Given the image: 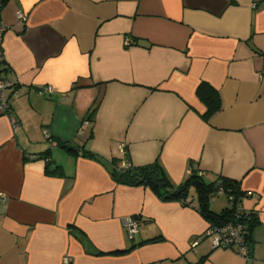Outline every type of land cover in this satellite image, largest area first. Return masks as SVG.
<instances>
[{
    "label": "crops",
    "instance_id": "1",
    "mask_svg": "<svg viewBox=\"0 0 264 264\" xmlns=\"http://www.w3.org/2000/svg\"><path fill=\"white\" fill-rule=\"evenodd\" d=\"M0 19L18 86L0 111V264H264V0H2ZM201 84L220 99L207 119ZM115 161L155 164L166 187ZM193 169L238 182L249 262L212 248L194 188L170 198Z\"/></svg>",
    "mask_w": 264,
    "mask_h": 264
},
{
    "label": "trees",
    "instance_id": "2",
    "mask_svg": "<svg viewBox=\"0 0 264 264\" xmlns=\"http://www.w3.org/2000/svg\"><path fill=\"white\" fill-rule=\"evenodd\" d=\"M197 95L200 101L206 106V113L204 114V118L207 119L209 116L213 115L220 109V99L218 94L210 88L206 84H201L198 87ZM89 119V118H88ZM67 150L72 151L73 148L66 146ZM35 159V158H34ZM115 165L118 163L114 162ZM114 165V171L122 172V175H129L130 177L135 178L133 184L134 185H147L151 186L154 190L158 192L164 190L166 187V180L159 172L158 167L155 164H152L147 167H143L134 172V169L129 167L126 170H116V166ZM194 188L196 195L198 206L200 208V212L204 215L206 219L210 221L211 226H222L228 222H240L242 223L246 230V242L247 247L249 245L250 233L252 229V222H255V219L251 212L244 211L241 209L239 204L240 198H242V194L239 190L238 182L229 180V179H220L211 184H206L202 180V175L197 170L193 169L189 178L186 182L179 187L174 193H171L170 198L181 200L188 195V188ZM165 194V193H164ZM164 194L162 196H164ZM216 195H222L227 197L229 201V206H227L223 211L219 214L212 213L208 210V204L211 197ZM165 197V196H164ZM239 205L243 216L239 217L235 221L234 210L235 206Z\"/></svg>",
    "mask_w": 264,
    "mask_h": 264
},
{
    "label": "built area",
    "instance_id": "3",
    "mask_svg": "<svg viewBox=\"0 0 264 264\" xmlns=\"http://www.w3.org/2000/svg\"><path fill=\"white\" fill-rule=\"evenodd\" d=\"M2 0H0V14H1ZM17 20L20 24H24L26 22V16L21 11H18L16 14ZM6 32V28L1 23L0 19V65L4 60L2 53V39L4 33ZM18 86L17 83L11 81L9 79H4L0 77V111L5 113L9 108V100L6 99L5 94L6 91L11 90L14 97L18 94ZM49 89L46 87L40 90L39 95H44L45 93H49ZM14 123V122H13ZM14 129H17L15 124ZM87 119L83 122V126H87ZM130 166L124 162H119L116 166L117 170H126ZM250 196V193L246 194ZM234 219L235 221L242 217V211L237 204L234 210ZM121 225L126 232L128 239L132 240L139 232L140 222L135 218H124L121 220ZM206 234L210 237L211 246L213 249L215 248H228L235 250L236 253L244 258L246 262L250 261L249 251L246 242V234L247 230L245 226L240 222H228L222 226H211L207 229Z\"/></svg>",
    "mask_w": 264,
    "mask_h": 264
},
{
    "label": "rangeland",
    "instance_id": "4",
    "mask_svg": "<svg viewBox=\"0 0 264 264\" xmlns=\"http://www.w3.org/2000/svg\"><path fill=\"white\" fill-rule=\"evenodd\" d=\"M214 200H216V201H214ZM214 200H213L214 201V205L218 206L220 202H224V197L218 195V197H215Z\"/></svg>",
    "mask_w": 264,
    "mask_h": 264
}]
</instances>
